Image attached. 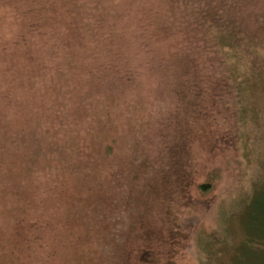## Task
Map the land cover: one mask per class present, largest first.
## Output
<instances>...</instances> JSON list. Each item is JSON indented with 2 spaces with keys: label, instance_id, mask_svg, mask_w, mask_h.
<instances>
[{
  "label": "rangeland",
  "instance_id": "rangeland-1",
  "mask_svg": "<svg viewBox=\"0 0 264 264\" xmlns=\"http://www.w3.org/2000/svg\"><path fill=\"white\" fill-rule=\"evenodd\" d=\"M0 264H264V0H0Z\"/></svg>",
  "mask_w": 264,
  "mask_h": 264
},
{
  "label": "trees",
  "instance_id": "trees-1",
  "mask_svg": "<svg viewBox=\"0 0 264 264\" xmlns=\"http://www.w3.org/2000/svg\"><path fill=\"white\" fill-rule=\"evenodd\" d=\"M216 90H217L216 93H218L219 96H221L223 94H228V91H229L228 82L226 81L225 85H221V84H220V86L217 85ZM221 99H224V101H225V98L221 97ZM221 99L219 100V103L221 105H224L225 106V103L226 102H223ZM215 178H216V173H214L213 171H210L208 173V176H206V179L203 182H201L200 184H198V190H199V192L201 194H205L208 191L212 190L213 189V186H214V180H215ZM218 235H220V233H218L216 231H213L212 235L211 236H208L207 245H211L213 242L218 241V239H219ZM252 244H257V243H251V244L249 243V245H252ZM259 244H260V242H259Z\"/></svg>",
  "mask_w": 264,
  "mask_h": 264
}]
</instances>
